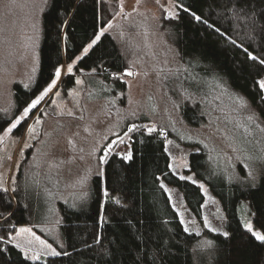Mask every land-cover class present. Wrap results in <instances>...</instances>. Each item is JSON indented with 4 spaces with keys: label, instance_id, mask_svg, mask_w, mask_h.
Returning a JSON list of instances; mask_svg holds the SVG:
<instances>
[{
    "label": "rangeland",
    "instance_id": "1",
    "mask_svg": "<svg viewBox=\"0 0 264 264\" xmlns=\"http://www.w3.org/2000/svg\"><path fill=\"white\" fill-rule=\"evenodd\" d=\"M99 1L106 4L105 10L111 14L99 30L107 29L104 34L117 42L127 60V70L134 73L128 76L125 70L121 75L127 85L125 103H120L121 93L112 94L111 85L86 72L77 74L74 69V84L60 87L62 78L68 75V63L60 65L64 68L57 86L0 143V177L4 187L10 193L20 190L31 211L29 222L17 227L13 236L22 227L30 228L40 240L61 251L64 241L60 204L69 209L86 206L92 179L103 180L105 161L101 157L105 150L112 145L107 157H122V153L129 152L128 129L136 125L147 132L154 127L152 132H159L164 139L170 171L179 178L192 177L184 180L199 187L203 196L200 219L190 211L179 189L162 182L183 229L186 223L190 230L187 233H199L196 252L203 253L209 248L204 242L211 241L204 232H227L226 216L209 186L189 171L190 155L201 149L210 171L227 184L256 187L264 175V120L258 116L260 127L250 123L247 116L252 111L257 114L256 110L250 104L248 109L238 108L234 100L238 93L223 79L197 76L181 62L170 34L161 26V19L167 18L166 9L172 8L171 0ZM48 2L0 0V112L4 114L11 116L16 108L12 85L19 83L29 90L35 83L41 18ZM82 52L83 49L77 56ZM77 79L83 83L77 84ZM186 103L198 105L202 115L199 125L190 126L181 118L180 109ZM22 112L23 109L5 129ZM29 126L35 132L29 134ZM249 171L254 179L248 176ZM238 216L243 228L245 222L253 224L246 200L239 201ZM205 218L218 231L205 227Z\"/></svg>",
    "mask_w": 264,
    "mask_h": 264
},
{
    "label": "trees",
    "instance_id": "2",
    "mask_svg": "<svg viewBox=\"0 0 264 264\" xmlns=\"http://www.w3.org/2000/svg\"><path fill=\"white\" fill-rule=\"evenodd\" d=\"M182 2L226 35L221 36L177 9L179 18H162L161 26L170 34L181 62L197 76L213 75L223 79L264 120V103H261L264 94L256 83L264 78V65L249 59L244 51L248 49L264 59L262 6L252 4L257 13V23L252 25L232 16L229 9L233 8L234 0ZM105 9L108 7L99 0H49L41 18L35 83L29 90L19 83L12 85L16 108L11 116L0 112V131L51 81L54 67L72 62L93 39L111 18ZM227 37L236 43H231ZM127 68V60L117 42L104 34L78 61L74 72L89 73L111 85L113 95L122 94L120 103L124 105L127 85L121 75ZM74 81L75 75L68 74L62 78L60 87L73 85ZM180 115L193 127L202 120L196 104L182 105ZM130 151L131 160L125 161L117 154L107 157L103 180L92 179L85 207L69 209L60 204V232L64 241L60 252L66 251L69 255L34 261L8 243L9 234L13 236L17 227L29 222L31 211L20 190L11 193L0 190V236L5 237L0 242V264H264V243L255 240L243 228L238 216V203L246 200L254 227L264 231V175L256 187L229 185L210 171L201 149L190 155L189 171L205 182L219 199L229 233L225 237L205 231L212 244L205 252L197 253L199 236L184 231L161 185L164 182L179 189L198 219L203 203L199 187L170 171L164 139L159 132L136 128L130 132ZM105 188L108 197L103 196Z\"/></svg>",
    "mask_w": 264,
    "mask_h": 264
},
{
    "label": "snow or ice",
    "instance_id": "3",
    "mask_svg": "<svg viewBox=\"0 0 264 264\" xmlns=\"http://www.w3.org/2000/svg\"><path fill=\"white\" fill-rule=\"evenodd\" d=\"M157 2H159V0H157ZM255 3L260 4L262 6V11H264V0H234L233 8L229 9V11L235 19L244 20L246 24L256 25L257 13H256V9L252 8V4H255ZM173 8H177V9H179V11L188 13L194 21L206 25L208 28H211L213 31L220 34L221 36L226 35L225 33L221 32L220 28H216L214 25L209 24V22L207 20L203 19V17L201 15H198L196 12L191 11L190 6L185 7V4L182 2V0H180V2H175V0H173L172 8L166 9L167 18H171V19H178L179 18V11H175V10H173ZM249 9H251V11H249ZM109 27H111V24H109ZM106 30L107 29H105V28H101L99 30V32L97 34H95V38L92 39V41L86 47L83 48V52L81 53V55L77 56L75 58V60L72 61V63H68L66 65L67 74L73 73L74 65L76 64V62L81 60L83 58V56L86 55L89 52V50L92 49L93 46L97 44V42L101 39V36L104 34V32ZM227 38L230 40L231 43H233V44L236 43L234 40H231V37H227ZM241 47H243V46L241 45ZM244 51L247 54L249 59L254 60V61L258 60L261 65H264V59H260L259 57L254 55L252 52L248 51V49H244ZM63 68H64V66L54 67L53 78L51 79V81L47 84L46 87L43 88V91L40 93V95H38L35 99H33L31 101V103H29L28 106L23 109L22 114L18 118H16L10 124V126L8 128H6L4 130V134L0 135V143H2L4 141L5 136H7L9 133H11L13 131V129H16L17 126L21 123V121L24 120L26 117H28L31 110L34 109L40 103V101L43 100L44 97L47 96L57 86L58 82L61 80ZM92 71L95 72V69H93ZM125 74L128 76L134 75V73L132 71H129V70H126ZM76 83L82 84L83 81L77 79ZM256 83H257L259 89L261 90V92L264 93V78H261ZM56 94L59 95V93H56ZM234 100L237 103L238 108H240V109H248L249 108V102L243 96L236 94L234 96ZM261 103H264V95L261 96ZM68 115H72V113L69 112ZM247 119L250 123L256 124L257 127H260V124L258 123L259 117L254 111L249 113V115L247 116ZM36 123L37 124L40 123L39 118H37ZM135 129H136V125H132L128 129V132H132ZM154 130H155L154 127L148 129L149 132H152ZM261 131H264V128H262ZM33 132H35V128L33 126H29L28 133L31 134ZM125 135H127V133ZM120 142L123 143V138H121ZM113 143H115V142H113ZM25 146L27 147V145H25ZM111 148H112V145H109L108 149L105 150V155L103 157H101V159L103 161L106 162L108 150H110ZM121 155L125 161L132 159V153L130 151L127 152L126 154L122 153ZM249 159H251V157ZM184 166L187 167L186 164ZM245 167L248 168L249 165H245ZM248 176L251 177L252 179H254V177H252L251 171H249ZM180 179L192 180V177L181 176ZM192 182L196 183L195 180H193ZM161 186L163 187V185H161ZM200 187L203 189L204 186L201 184ZM0 190H3L4 192L8 191V189L6 187H4L2 177H0ZM14 190L15 189H13V191ZM103 196L108 197V192H107L106 188L103 189ZM117 203H119V200H117ZM182 223H184L183 220H182ZM205 227L209 228L213 232L218 231V229L211 227V224L207 221V218H205ZM244 228L251 234L252 237L255 238V240L264 243V231L254 229L253 224L250 221L244 223ZM184 231L185 232L190 231L189 228L187 227L186 223H185ZM222 234L225 237H227L229 235V233H227V232H224ZM197 235H199V233H197ZM9 236H10V238H8V243L13 244L16 249H20L22 251L23 255L27 259H30V260H34V261L40 260L44 256L55 257V256H60L61 254L69 255L68 252L65 251V252L61 253L60 251H57L55 248H53L52 245L46 244L45 241L40 240L39 237H36L35 234L31 232L30 228H23L22 227V228L17 230L15 236H11L10 234H9ZM4 240H5V237L0 236V242H2ZM37 242H38V246H37ZM96 242L98 243L99 241L97 240ZM211 244H212V241H210V240L204 242V245L208 246V247H210ZM61 247L63 248V244H61Z\"/></svg>",
    "mask_w": 264,
    "mask_h": 264
}]
</instances>
